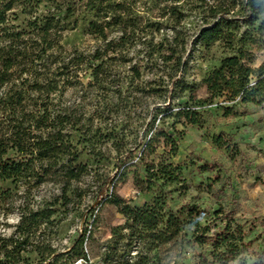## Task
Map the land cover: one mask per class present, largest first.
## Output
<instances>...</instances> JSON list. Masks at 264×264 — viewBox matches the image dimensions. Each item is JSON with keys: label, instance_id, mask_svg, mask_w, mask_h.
Segmentation results:
<instances>
[{"label": "trees", "instance_id": "16d2710c", "mask_svg": "<svg viewBox=\"0 0 264 264\" xmlns=\"http://www.w3.org/2000/svg\"><path fill=\"white\" fill-rule=\"evenodd\" d=\"M151 1L163 13L177 17L185 3ZM214 3L207 8L213 23L197 35L206 47L223 42L233 49L237 26L227 16L236 8L250 27L264 16V0ZM138 8H142L141 3L137 6L134 0H0V217L6 221L15 210L24 213L10 227L8 237L0 233V264H29L27 256L31 254L37 255L40 264H57L55 251L45 244L43 233L55 234L52 218L57 208L67 207L71 200L67 194L88 174L87 167L78 162V146L92 140L96 145L112 142L114 157L96 151V158H105L115 169L112 190L104 201L116 207L125 219L122 227L112 230L105 264H170L171 248L179 259L191 254V264H264V216L252 220L236 217V201L226 193L232 190L229 181L214 189L221 180L217 176L214 183L205 187L216 207L209 215L197 205L177 212L168 206L170 188L185 187L180 167L172 162L185 137V128L203 130L207 124L204 116L214 104L222 111L221 118L226 119L236 116L238 107L264 102V41H250L251 46L259 45L262 53L258 66H254V55L240 40V48L222 59L198 84L186 85L183 80L173 83L175 72L185 74L186 64L170 53L169 57H159L163 64L173 62L165 78L141 84L139 69L134 65L131 70L135 83L126 89L118 83L112 90L108 87L112 67L107 63L114 59L108 56L120 55L118 61L125 63L123 54L141 40L150 25L143 24ZM79 13L82 19L77 18ZM20 18L22 24H18ZM80 22H85L86 32L99 42L89 54L68 53L62 45L66 34ZM258 33L264 37V19ZM149 48L153 55L160 47H156L157 51L152 45ZM89 70L91 82L84 86L81 76ZM199 89H205L206 95L197 100L195 93ZM100 92L103 102L95 97ZM107 93L119 98L124 95V102L130 107L138 95L160 100V106L154 109L160 115L158 125L153 118L149 129L141 137L135 135L133 141L124 131L120 136L103 133L101 125L90 131L87 125L95 119L103 123L104 113L110 112L105 102L109 99ZM167 120H171L169 125ZM178 124L182 126L180 130L176 128ZM76 135L79 139L74 142ZM211 141L218 148L239 154L224 134L213 135ZM199 171L217 174L220 167L205 163ZM127 177L136 191L151 195L149 202L132 207L115 194L116 184ZM107 182L106 179L103 184ZM45 184L57 186L58 194L32 210L29 199ZM261 185L264 187V182ZM19 197H24V202L16 206ZM183 213L184 219L180 217ZM2 221L0 226H6ZM41 229L43 233L37 235ZM255 229L259 231L248 240ZM168 246L170 249H166ZM73 252L74 258L84 257L81 244L75 245L70 253ZM132 252H136V260L129 263L127 257Z\"/></svg>", "mask_w": 264, "mask_h": 264}, {"label": "rangeland", "instance_id": "374dc122", "mask_svg": "<svg viewBox=\"0 0 264 264\" xmlns=\"http://www.w3.org/2000/svg\"><path fill=\"white\" fill-rule=\"evenodd\" d=\"M134 1L137 2V6L141 3L142 8L138 9L143 24L150 25L143 33L144 35H141V40L123 54L125 63L118 61L120 55L108 56L109 59H114V61L108 60L107 63L112 67L113 77L108 85L112 90L118 83L123 84L124 89L135 83L131 70L134 65L139 69L141 84L158 81L160 77L165 78L164 75L170 73L173 62L163 64L159 57H169L170 53H173L174 59L179 58L186 64L185 74L175 72L176 76H173L172 81L174 83L183 80L186 85L198 84L218 67L222 59L232 56L234 49L240 48L238 44L240 40L254 55V66H258L262 61L259 45L251 46L250 41L254 39L257 44L259 41H264V37L258 33L264 16L250 27L243 21L239 9L236 8L227 16L237 26L233 31V49L227 48V44L223 42H215L206 47L198 41L197 35L202 28L213 23L214 20L207 13V8L214 5L215 0H185V3L180 6L178 17L163 13L151 0ZM43 11L44 9L42 13ZM76 16L82 19L83 15L79 13ZM72 21V19L69 20V22ZM21 22L22 18L18 24H22ZM84 23L80 22L77 28L64 37L62 45L68 53L79 51L89 54L99 43L86 32ZM150 45L155 48L160 47L158 52L150 55L152 52ZM90 75L89 70L81 76V83L84 86L91 82ZM107 95L109 99L105 102L110 112L104 113L103 123L100 124L99 120L95 119L92 125H87L90 131H95L101 125L103 133L113 132L120 136V132L124 131L129 135V141H133L135 135L141 137L149 129L148 124L153 118H156L155 125H158L160 115L154 113V109L160 106V100L147 99L138 95L130 107L124 102V95L120 98L115 93H107ZM205 95V89H199L195 93L197 100L203 99ZM95 97L97 101H104L102 92ZM87 111L91 112V110ZM236 111V116L222 119V111L217 104H214L208 108L209 114L204 116L207 124L203 130L195 127L185 128L186 134L180 143L178 155L172 160L182 171L185 187L170 188L168 206L171 211L177 212L184 207L197 205L208 215L211 214L216 207L212 204L211 197L206 194L205 187L214 183V179L219 176L220 183L214 184V189H218L223 181H229L232 190L231 192L227 190L226 193L233 195L236 201L233 204L236 217L240 220H252L264 216V187L261 185L264 182V102L261 105L241 106ZM90 114L92 113H85L86 116ZM170 123L171 120L166 121V125ZM176 128L180 130L181 124H178ZM218 134L228 136L239 154L229 153L224 148L214 146L211 137ZM78 139L76 135L74 142ZM111 144V141H103L102 144L96 145V142L92 140L90 143L82 142L78 146L81 152L78 162L87 167L88 174L82 177L81 183L73 185L74 191L67 194V197L71 199L67 207L57 208V213L52 218L56 224L55 234L47 235L43 233V229L37 233V235L43 233L45 244H49L55 251L57 264H74L80 259L73 257L74 252L70 253L75 245L80 244L88 264H105L104 257L112 239V230L124 224L125 219L118 209L104 201L106 194L112 190L111 178L115 169L110 162L105 161V158L99 160L96 158V151H101L105 156L114 157L115 154L110 149ZM205 163L217 164L220 172L217 174L200 172L199 167ZM106 179L108 182L105 185L103 183ZM57 188L52 184H45L35 190L34 195L29 199L30 208L36 210L44 203L52 201L53 196L58 194ZM102 188L103 192H99ZM114 192L132 207H140L151 199V195L136 191L130 177L116 184ZM23 202L24 197H19L15 205L18 206ZM22 214H24L22 211L15 210L6 221H2L0 217L2 223L6 222V226H0V233L8 237L12 232L10 227L17 223ZM180 217L184 219V213ZM258 231L255 229L247 236V239H252ZM79 240L81 242L76 243ZM208 250L209 248L206 247V253ZM74 251L76 252V249ZM135 254L136 252L129 254L127 257L129 263L136 260ZM175 255L174 249L171 248L169 250L170 264L192 263L191 254L182 256L181 259L176 258ZM27 258L29 264H40L36 254L28 255Z\"/></svg>", "mask_w": 264, "mask_h": 264}, {"label": "built area", "instance_id": "2783aa9c", "mask_svg": "<svg viewBox=\"0 0 264 264\" xmlns=\"http://www.w3.org/2000/svg\"><path fill=\"white\" fill-rule=\"evenodd\" d=\"M74 264H88V259L86 257H82L78 259Z\"/></svg>", "mask_w": 264, "mask_h": 264}]
</instances>
